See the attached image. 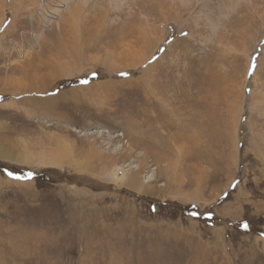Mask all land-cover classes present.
I'll list each match as a JSON object with an SVG mask.
<instances>
[{
  "label": "rangeland",
  "instance_id": "374dc122",
  "mask_svg": "<svg viewBox=\"0 0 264 264\" xmlns=\"http://www.w3.org/2000/svg\"><path fill=\"white\" fill-rule=\"evenodd\" d=\"M57 2L0 0V168L34 173L28 182L0 174V264H264V115L248 108L255 73L264 82V0L230 17L225 49L199 46L201 27L179 29L170 13L161 26L149 18L161 42L146 44L153 57L140 66L92 68L110 37L75 59L80 73L69 79L35 54L36 13ZM135 14L88 20L119 36L139 25ZM243 78L235 120L229 87ZM98 83L108 86L102 97L84 89ZM59 152L69 159L35 160ZM113 166L123 182L105 180Z\"/></svg>",
  "mask_w": 264,
  "mask_h": 264
},
{
  "label": "bare ground",
  "instance_id": "6f19581e",
  "mask_svg": "<svg viewBox=\"0 0 264 264\" xmlns=\"http://www.w3.org/2000/svg\"><path fill=\"white\" fill-rule=\"evenodd\" d=\"M141 1L140 3L133 2V0H58V5L56 6L53 5L49 9L44 6L45 9H47V12H44L45 10H41V8L44 7H38L40 9H38L36 14L40 19V28L42 31H40V33L33 38L35 43L40 40V44H38V51L35 53L36 56H40L39 61L42 62V64L45 63L49 68H57L62 70L63 74L61 75H64V78L69 79L76 77L80 73L78 70L79 68H73L75 65V59L81 58L85 49L94 51L95 47L99 46L102 44V42L106 41L107 38L109 39L111 37L112 40H107L108 48H103L101 50L104 53L103 57H92L90 59L92 68L98 65L103 66L107 75L114 74V72L116 73L125 71L126 69L133 68L137 65L140 66L144 60L146 61L153 57H149V54L147 55L148 49L146 48V44L151 41L153 42V46L155 45L158 47L161 39L155 37L156 35H154V30L151 27L152 20L149 21V18L153 20H159L161 26L166 24L170 13L174 14L173 16L176 17L177 28L179 29L186 23H189L194 29L201 27V32H203V35H201V38H199V46L205 47L209 44H215L216 47H222L225 49L226 35L228 34V20L234 13H236V10L239 7L246 6L249 8L252 0ZM96 8L98 11H95ZM155 10H157V15L155 17H151V13ZM124 12L126 14L125 16L128 18L133 16L134 13H138L137 17L139 18V25L125 27V29L120 30L119 36H116L115 34H109L107 31H102L99 25H94L88 20V18H93V23L106 25L112 20V16L115 15V13ZM144 12H148L149 15H145ZM89 13H96V15L91 17ZM129 20H131V18ZM44 30H47V33H43L45 32ZM47 36L48 39L46 40ZM0 38L2 40L3 36H0ZM138 44H141V47H139ZM138 47L140 50L137 49ZM227 47H229L228 44ZM231 50H235V48L231 47ZM236 51H238V49ZM242 52L244 51L242 50ZM156 64L157 62H154L146 69L144 68V70H142L143 73L149 75V70L152 69V67H155ZM37 70L39 71V69ZM154 75H156V73L151 74L150 77L153 79ZM257 78L258 77H256L255 73L251 81L252 90L250 89L251 93L249 94L248 98V108L250 112L252 110H256L258 112H263L264 115V82H259L262 85L259 86ZM244 85L245 80L243 78V80L238 85L231 82L229 87L231 88L233 94L237 95V98H239L233 101L228 100L230 101L229 107L230 110H233L231 111L235 116V120L242 109L240 105L242 103L240 97L242 96V89ZM107 88V84L98 83L94 87H85L84 89L86 91H92L94 89V91L97 93L95 96L99 98L104 96L102 95V92ZM155 89L157 88L155 87ZM146 90L149 91L150 94H153V90L149 85H146ZM73 92L76 91L73 90ZM234 97L235 96H233V98ZM155 99H157V102H161L160 99L156 97ZM98 101L99 100H97V102ZM153 116L151 114V117H148L147 120L151 121L152 123H156L158 120H156ZM32 153L31 155H33ZM94 153L97 154V152ZM46 156V158L41 156V158L39 157L35 159L37 164L52 165L54 162H59L60 164L61 161L63 162V160L69 159L68 154L61 155L60 152L59 155L56 153H49V155ZM96 158H100V156L96 155ZM8 159L11 161H16L12 156H8ZM33 160L34 158L31 156L22 158L24 163H29ZM104 174H106L105 180L111 184L123 182V176L125 175L122 171V167L119 166H113L108 172H105Z\"/></svg>",
  "mask_w": 264,
  "mask_h": 264
},
{
  "label": "snow or ice",
  "instance_id": "6c2138e0",
  "mask_svg": "<svg viewBox=\"0 0 264 264\" xmlns=\"http://www.w3.org/2000/svg\"><path fill=\"white\" fill-rule=\"evenodd\" d=\"M184 35H186V34H184ZM153 59H155V57ZM253 59H255V58H253ZM255 69H256V64L252 63L250 65V68H249V75H251L255 71ZM97 74L98 73H96V72H92L91 73L92 78L94 79L97 76ZM119 75L128 76L129 74L125 73V72H121V73H119ZM88 82H89L88 79H83L80 81L81 84H87ZM0 174L5 175L9 179L16 181V182H28L34 178V173L32 171L16 172L14 170H9L7 168H0ZM235 186H236L235 184L232 185V187H235ZM192 208L195 209L196 205H192ZM153 210H155V209H153ZM189 215L190 216H197V215H199V213L196 212L195 210H193L189 213ZM240 227L243 230L247 231L249 228V224H248V222L245 221L240 225ZM261 235H264V233H262Z\"/></svg>",
  "mask_w": 264,
  "mask_h": 264
},
{
  "label": "trees",
  "instance_id": "16d2710c",
  "mask_svg": "<svg viewBox=\"0 0 264 264\" xmlns=\"http://www.w3.org/2000/svg\"><path fill=\"white\" fill-rule=\"evenodd\" d=\"M40 178V176H37V179H39Z\"/></svg>",
  "mask_w": 264,
  "mask_h": 264
}]
</instances>
